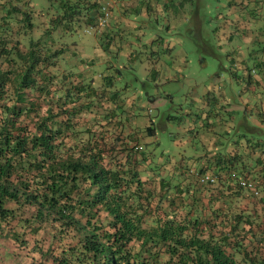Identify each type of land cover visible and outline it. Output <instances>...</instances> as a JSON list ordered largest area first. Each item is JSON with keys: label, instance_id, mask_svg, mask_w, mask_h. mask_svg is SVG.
I'll use <instances>...</instances> for the list:
<instances>
[{"label": "trees", "instance_id": "16d2710c", "mask_svg": "<svg viewBox=\"0 0 264 264\" xmlns=\"http://www.w3.org/2000/svg\"><path fill=\"white\" fill-rule=\"evenodd\" d=\"M215 1L226 17L253 0ZM34 2L0 0V234L35 264H264V129L245 118L234 153L157 155L126 86L88 77L64 42L105 0H48L38 38ZM260 24L239 79L264 123Z\"/></svg>", "mask_w": 264, "mask_h": 264}, {"label": "crops", "instance_id": "0c3cea01", "mask_svg": "<svg viewBox=\"0 0 264 264\" xmlns=\"http://www.w3.org/2000/svg\"><path fill=\"white\" fill-rule=\"evenodd\" d=\"M174 1L178 4L179 14H183L186 21V18L190 17L193 7L191 5L189 8L187 7L188 0ZM190 1L192 2V0ZM260 3L259 0H253L249 3L250 8L248 10L234 9L231 13L226 14V17L219 12V22L222 25L215 32L221 37L223 36V40L230 41L232 47L227 49L225 45V48L219 46L220 52H215L217 54H214V51L209 47L205 49L215 58L218 63V70L214 73V80L205 88L208 91V98L205 100H212L210 103H206L209 106L207 111L204 109L198 111L195 118L192 120L190 118L189 121L185 120L188 127L186 135L192 138L189 141L192 147L187 150L188 156L197 153L199 147L210 153L238 152L244 140V133L250 132L249 129H245V118L251 125L264 129V123L256 116V96L253 93H247L244 88L239 90V87L243 86L239 78L245 76V70L250 65V63L247 64V57L253 49L252 39L258 35L255 30L264 21V5L262 3L260 5ZM166 9V0H117L107 26H98L95 29L81 28L77 34L82 29L85 30L84 33L86 34L77 38L78 41L76 40L77 34L71 38L76 41L73 45L75 49H72V52L76 55L77 67L86 72L88 77H94L98 82H101V79L106 76H116L119 79V85L126 86L125 88L128 90V79L132 81V78L126 76L127 67L118 63L124 59L128 66L139 65V69L144 72L145 78L150 77L149 81L154 84L153 86L161 81V83L169 85V92L165 93V97L148 94L147 98L144 99L133 95L127 100L128 107L136 113V125L133 129L139 128L143 133L144 131L150 132L148 129L153 128L155 137H157L158 130H167L169 124L153 119L152 111L168 106L171 102L170 99L173 100L174 98L170 92L173 91L177 83L180 82L181 86L186 84L184 83L185 78H187L186 71L191 65L190 53L179 45V39H177L178 46L172 41L173 39H165L160 35L157 36V39L150 41L149 46H144V43H141L143 40L141 36H137L138 43H129L128 39L132 37L131 34L134 32L147 27L145 20L139 24L140 22L136 17H146L149 11H152L155 20L158 21L156 17L159 13L166 12ZM248 13L251 16L257 15V21H259L256 24L251 21L248 32L238 30L240 27H247L246 25H242L236 30L231 28V23L223 25V21L226 22L227 18H231L230 22L233 19L239 23L251 20ZM177 22L181 24L182 19L174 14L171 21H168V28L172 26L176 28ZM86 30H90L91 32H87L91 34L87 33ZM188 32L190 40L193 35L196 36L195 28H189ZM89 37L92 39V45L87 44ZM135 45H138L139 48L134 47ZM137 50H140V57ZM165 64H168L169 67L166 68ZM175 71L179 77L173 76ZM129 74L134 76L132 73ZM125 79H127L126 83ZM259 86L262 87L263 83ZM123 94L129 97L128 93ZM197 108L200 110L199 107ZM169 118L171 117H167L168 120H170ZM197 128L203 131V139H200L202 135L196 130Z\"/></svg>", "mask_w": 264, "mask_h": 264}, {"label": "rangeland", "instance_id": "374dc122", "mask_svg": "<svg viewBox=\"0 0 264 264\" xmlns=\"http://www.w3.org/2000/svg\"><path fill=\"white\" fill-rule=\"evenodd\" d=\"M166 2V12L158 14V17H156L158 21L155 20L152 11H149L146 17H136L140 22L139 24L145 20L147 27L141 28L131 34L132 37L128 39V41L129 43H138L137 36H141L143 39L141 43H144V46H149V42L157 39V36L160 35L165 39H173L172 41L175 42L177 46V39H179V45L190 53L191 65L186 71L187 78H185L184 82L186 84L181 86L180 82L179 84L175 82L177 85L174 86L173 91L170 92L174 96L173 100L170 99L171 102L167 107L161 108L160 110L154 109L151 114L153 119H158L159 122H167L169 127L164 131L158 130L157 137L146 138V143L152 150L154 148L157 155L163 153L166 156H179L192 147L191 142H189L192 138L186 135L188 127L185 120L189 121L190 118L191 120L195 118L198 111H203V109L207 111L209 106L206 103L212 101L205 100L208 98V91H206L205 88L214 80L213 77L214 73L218 70V63L205 49L209 47L212 51L219 53V46H223L224 48L226 46L227 49L232 46L230 41L223 40V36L221 37L215 32L216 29L220 28L222 25L219 22V7L215 0H192V2L188 0L187 7L189 8L190 5L193 7L190 17L186 18L189 22L184 20L183 14H179L176 1L166 0ZM31 9L32 11L30 10V13L34 23V37L38 38L45 32L47 14L55 10L54 6L50 7L48 0H35ZM44 14H46V16ZM174 14L180 16L182 22L181 24L177 22L176 28L173 26L168 28V21H171ZM189 28L196 29V36L193 35L191 40L189 38ZM84 31L85 30L82 29L81 32L77 34V41V38L86 34ZM87 31L90 30H86V32ZM90 32L87 33L91 34ZM74 40L75 39L68 38L64 41L67 45V50L69 49L72 51V49H75V47H73V45H75L73 42ZM87 44L92 45V39L90 37L87 39ZM58 46L60 47V43ZM134 47L139 48L138 45ZM137 51L140 57V50ZM70 56L71 55L66 54V58ZM118 63L127 67L126 76L132 78V81L128 79L129 88L125 91V93H128L129 98H132L133 95H137L139 98L143 97L146 99L148 94L156 97H165V93L169 92V85L161 83L162 81L158 82L156 86H153L154 84L149 81L150 77L145 78L144 72L139 69V65L128 66L124 59L120 60ZM165 67H169L168 64H165ZM129 73H132L134 76L132 77ZM226 75H228V73H226ZM173 76L179 77L176 71ZM126 82L127 79H125V83ZM243 88L244 84L242 87H239V90ZM124 97L126 98V94ZM197 107H199L200 110H198ZM169 116L171 117L169 118L170 120L167 119ZM196 130L202 135L200 139H203V131L199 128ZM0 264L35 263H33L30 255L26 256L24 253L22 254V249L12 240L0 234Z\"/></svg>", "mask_w": 264, "mask_h": 264}, {"label": "built area", "instance_id": "2783aa9c", "mask_svg": "<svg viewBox=\"0 0 264 264\" xmlns=\"http://www.w3.org/2000/svg\"><path fill=\"white\" fill-rule=\"evenodd\" d=\"M117 0H105L101 8V16L99 18L100 26L105 27L112 16V8ZM246 186V183H243ZM247 186L252 187V184H247ZM254 187V186H253Z\"/></svg>", "mask_w": 264, "mask_h": 264}, {"label": "clouds", "instance_id": "9594fccd", "mask_svg": "<svg viewBox=\"0 0 264 264\" xmlns=\"http://www.w3.org/2000/svg\"><path fill=\"white\" fill-rule=\"evenodd\" d=\"M99 18H100V17H99ZM99 23H100V21H99ZM107 25H108V24H107ZM107 25H106V26H107Z\"/></svg>", "mask_w": 264, "mask_h": 264}]
</instances>
